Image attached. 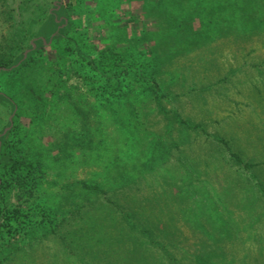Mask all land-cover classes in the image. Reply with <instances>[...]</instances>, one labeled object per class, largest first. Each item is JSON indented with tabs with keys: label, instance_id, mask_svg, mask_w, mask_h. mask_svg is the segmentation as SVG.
Returning a JSON list of instances; mask_svg holds the SVG:
<instances>
[{
	"label": "rangeland",
	"instance_id": "374dc122",
	"mask_svg": "<svg viewBox=\"0 0 264 264\" xmlns=\"http://www.w3.org/2000/svg\"><path fill=\"white\" fill-rule=\"evenodd\" d=\"M0 59V264H264V0H0Z\"/></svg>",
	"mask_w": 264,
	"mask_h": 264
},
{
	"label": "trees",
	"instance_id": "16d2710c",
	"mask_svg": "<svg viewBox=\"0 0 264 264\" xmlns=\"http://www.w3.org/2000/svg\"><path fill=\"white\" fill-rule=\"evenodd\" d=\"M158 7L160 6L158 5ZM184 9H185L184 11H186L185 7ZM177 11L178 10L171 11L169 9L167 13H168V17L171 19L175 18L174 23L176 25H179L181 20L177 19L176 17V14L179 13ZM89 38L91 43H93L95 47L98 46L100 48V51H99V55H96L90 59L88 58L87 64L90 65L94 70H96V72L108 78L109 80L114 76L118 75L123 69V67L120 65V62H123L126 59L125 50L121 49L118 50L117 52L110 53L107 49L103 48L105 46L104 44L106 43V40L100 39L99 42L102 45L99 46V44L93 39L91 34ZM107 52L109 53V55H105ZM5 65H7V62H5V60L3 59H0V66H5ZM25 65H27V63H24V65H22L20 68L25 67ZM142 65H143L142 63H139L138 60H136L129 63L128 66L139 68ZM155 85L159 86V81H155ZM12 155H13L12 161L6 163L5 165H3V169H0V175H2L1 177L3 178V184L1 187L0 196H2V193L7 190L10 184V181H8L9 179L8 176H11L14 179L15 183H17L19 186L27 187L28 178L33 179L35 178L34 174H39L42 171L41 170L42 166L40 165L41 164L40 162L29 160L26 157L22 155H18L16 153L15 154L13 153ZM237 158L240 160L239 157ZM33 183L37 184L36 179H34ZM141 232L143 233L144 231ZM147 234H148V240H154L153 233L151 230H147Z\"/></svg>",
	"mask_w": 264,
	"mask_h": 264
}]
</instances>
